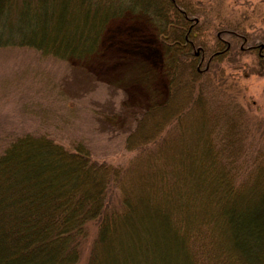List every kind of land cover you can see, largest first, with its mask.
<instances>
[{
    "label": "trees",
    "instance_id": "16d2710c",
    "mask_svg": "<svg viewBox=\"0 0 264 264\" xmlns=\"http://www.w3.org/2000/svg\"><path fill=\"white\" fill-rule=\"evenodd\" d=\"M116 1L0 0V49L57 59L93 54L107 20L122 14ZM175 6L161 2L150 14L166 43L164 65L176 72L168 96L183 101L128 118L124 148L133 155L125 164L45 135L25 134L0 150V264H109L133 222L136 244L125 247L126 260L119 251V264H169L160 262L164 241L158 252L148 238L151 224L139 225L147 214L176 239L172 264H264V129L237 103L234 80L215 70L219 57L235 52L256 54L263 72L264 39L230 20L215 24L216 12L199 1ZM58 20L72 26L59 30Z\"/></svg>",
    "mask_w": 264,
    "mask_h": 264
},
{
    "label": "rangeland",
    "instance_id": "374dc122",
    "mask_svg": "<svg viewBox=\"0 0 264 264\" xmlns=\"http://www.w3.org/2000/svg\"><path fill=\"white\" fill-rule=\"evenodd\" d=\"M195 1L216 12L215 24L230 20L238 23L241 33L264 39V0ZM121 13L107 20L97 50L83 58L57 59L30 49H0V150L22 135H45L69 147L83 143L94 158L123 165L133 155L124 148L128 118L170 101L174 108L180 107L182 97L168 96L176 72L164 65L166 49L155 35L158 29L152 27L144 12ZM60 21L59 30L72 26ZM61 37L44 39L57 42ZM212 39L210 31L203 32L202 41L211 44ZM223 40L229 44V38L224 36ZM231 54L219 57L215 70L234 80L237 103L248 119L264 129V71L255 69L256 54ZM243 205L238 200L233 208L241 215ZM138 222L144 231L149 230L153 249L158 245L159 252L164 241L168 256L160 262L174 263L176 239L172 232L157 220L159 232L152 214L146 218L141 215ZM123 230L112 247L109 264H119V251L126 260L125 247L136 244L137 224L124 225ZM141 246L135 249L142 252ZM134 253L133 249L132 259L138 257Z\"/></svg>",
    "mask_w": 264,
    "mask_h": 264
},
{
    "label": "flooded vegetation",
    "instance_id": "af4514ba",
    "mask_svg": "<svg viewBox=\"0 0 264 264\" xmlns=\"http://www.w3.org/2000/svg\"><path fill=\"white\" fill-rule=\"evenodd\" d=\"M175 1L176 0H117L116 1L117 4L115 7H117L116 9H118V11L121 12H137V11L144 12L145 18L149 21V23H151L152 27H154V19H153L154 16L150 14L151 11L159 7V4L161 2L169 3L173 7L171 9L179 10L175 6ZM155 35L158 41L160 42L161 46H164L166 44L164 40H162L161 37H159L156 32ZM194 55L195 56L198 55L197 50H195Z\"/></svg>",
    "mask_w": 264,
    "mask_h": 264
}]
</instances>
